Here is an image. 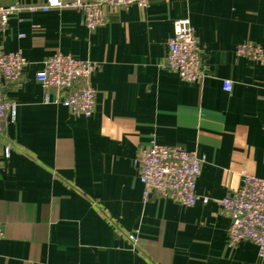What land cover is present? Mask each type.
<instances>
[{
  "label": "crops",
  "instance_id": "0c3cea01",
  "mask_svg": "<svg viewBox=\"0 0 264 264\" xmlns=\"http://www.w3.org/2000/svg\"><path fill=\"white\" fill-rule=\"evenodd\" d=\"M103 11L93 29L74 9L25 11L0 36L3 51L26 59L3 88L16 108L0 129V264H264L252 242L227 245L231 218L218 203L244 173L264 177V63L236 54L246 41L264 49V0ZM184 17L207 69L200 81L163 65L173 21ZM56 51L96 63L91 115L43 102L35 73ZM151 139L204 158L195 192L205 204L143 199L133 160Z\"/></svg>",
  "mask_w": 264,
  "mask_h": 264
},
{
  "label": "built area",
  "instance_id": "2783aa9c",
  "mask_svg": "<svg viewBox=\"0 0 264 264\" xmlns=\"http://www.w3.org/2000/svg\"><path fill=\"white\" fill-rule=\"evenodd\" d=\"M149 0H45L41 4L9 3L0 4V36L7 27L10 17L22 12L48 11L50 9H74L82 13L83 22L89 29L101 25L105 20L104 6L126 7L136 4L148 5ZM236 54L264 63V49L256 42L246 41L236 48ZM26 64L20 51L5 52L0 42V129L7 117L13 120L16 103L4 96L6 83H15ZM164 67L190 82L200 81L207 74L201 63L200 49L194 29L187 17L173 21V32L167 41ZM96 63L88 59H78L68 53L56 51L45 57L36 80L44 89L43 102L61 104L70 114L89 116L93 112L94 89L87 83ZM222 87L229 91L231 83L224 80ZM12 145L4 147L8 156ZM204 158L195 150H187L177 145H166L151 139L141 147L133 160L138 178L142 184V197H165L191 206L200 200L205 204L209 199L197 195L196 180ZM231 222L226 232L227 245H235L243 240L257 247V256L264 261V177L244 173L240 185L230 195L218 200ZM0 225V239L2 238ZM135 244V236L130 237Z\"/></svg>",
  "mask_w": 264,
  "mask_h": 264
}]
</instances>
